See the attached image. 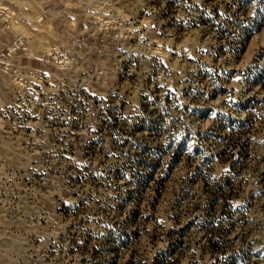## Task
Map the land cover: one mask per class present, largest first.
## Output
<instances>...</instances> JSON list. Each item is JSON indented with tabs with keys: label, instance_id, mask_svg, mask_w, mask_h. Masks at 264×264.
I'll return each instance as SVG.
<instances>
[{
	"label": "rangeland",
	"instance_id": "rangeland-1",
	"mask_svg": "<svg viewBox=\"0 0 264 264\" xmlns=\"http://www.w3.org/2000/svg\"><path fill=\"white\" fill-rule=\"evenodd\" d=\"M161 251L264 264V0H0V264Z\"/></svg>",
	"mask_w": 264,
	"mask_h": 264
},
{
	"label": "trees",
	"instance_id": "trees-1",
	"mask_svg": "<svg viewBox=\"0 0 264 264\" xmlns=\"http://www.w3.org/2000/svg\"><path fill=\"white\" fill-rule=\"evenodd\" d=\"M166 256L167 255V252L166 251H161V252H158L155 257H154V261H153V264H160L162 262V259L161 256Z\"/></svg>",
	"mask_w": 264,
	"mask_h": 264
},
{
	"label": "built area",
	"instance_id": "built-area-1",
	"mask_svg": "<svg viewBox=\"0 0 264 264\" xmlns=\"http://www.w3.org/2000/svg\"><path fill=\"white\" fill-rule=\"evenodd\" d=\"M14 44H16L17 46H19L17 43L14 42ZM14 50V48H8V52L12 53V51Z\"/></svg>",
	"mask_w": 264,
	"mask_h": 264
}]
</instances>
